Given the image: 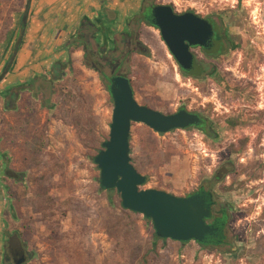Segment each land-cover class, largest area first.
<instances>
[{
  "label": "rangeland",
  "instance_id": "1",
  "mask_svg": "<svg viewBox=\"0 0 264 264\" xmlns=\"http://www.w3.org/2000/svg\"><path fill=\"white\" fill-rule=\"evenodd\" d=\"M143 2L173 5L180 11L231 12L235 4L234 0ZM250 2L245 10L258 8V26L264 32V0ZM140 38L142 47L127 63L139 103L166 112L181 107L201 110L206 102L220 108L215 93L181 73L158 29L143 28ZM72 62L73 69L56 85L61 94L53 97L63 103V115H51L32 101L31 112L6 118L0 176L6 165L17 177L0 184V255L5 230L21 229L35 254L31 264H94V258L97 264H218V258L205 254L196 241L157 240L150 219L124 209L116 190L110 196L101 188L93 158L110 135L114 110L110 83L81 57ZM260 80L263 87V77ZM260 101L264 103V92ZM130 142L132 163L147 176L141 189L187 196L221 163H233L230 178L224 181L229 189L225 198L239 212L232 214L230 223L264 224V127L207 141L194 130L159 134L133 123ZM240 144L245 146L240 151L219 150Z\"/></svg>",
  "mask_w": 264,
  "mask_h": 264
},
{
  "label": "flooded vegetation",
  "instance_id": "2",
  "mask_svg": "<svg viewBox=\"0 0 264 264\" xmlns=\"http://www.w3.org/2000/svg\"><path fill=\"white\" fill-rule=\"evenodd\" d=\"M250 1L234 0V10L231 12L222 8L180 11L172 5L176 14L193 12L212 25L213 34L205 45L190 46L194 55L192 69L183 70L172 56L184 76L189 80L200 81L204 89L215 93L220 108L206 102L202 103L201 110L181 107L179 110L166 112L147 103H139L166 115L187 110L200 116L199 124L171 132L194 130L202 134L203 139L210 141L220 139L229 132L236 135L240 132L247 134L258 126L264 127V103L260 101L264 86H259L263 83L260 78L264 79V32L258 26V8L251 12L245 10V5L251 7ZM156 5L168 4L148 5L142 0L139 9L122 20L113 18L105 21L102 17L82 20L57 46L56 53L63 54L41 76H32L2 94L6 106L11 104L10 108L14 113H21L17 104L26 93L29 95L25 107L27 111L31 112V107L37 103L51 114L54 110L51 105L53 97L61 94L60 91L57 92L56 85L63 82L73 69L71 54L75 52H79L82 63L94 69L110 84L116 76L128 77L136 98L127 63L142 47L140 35L143 28L154 27L159 30L152 22V9ZM243 147L245 146L241 144L226 145L219 150L233 152L240 151ZM232 165L233 163H221L211 178L201 181L187 195L199 194L206 199L211 211L207 223L215 228L212 235L197 243L205 254L218 258V264H264V224L230 223L235 212H239L225 198L229 189L224 186V181L227 177L230 178ZM9 170L5 165L3 175L0 176L1 183L6 178L16 179L17 175ZM3 238L0 264L32 263L35 254L29 249L21 229L5 230Z\"/></svg>",
  "mask_w": 264,
  "mask_h": 264
},
{
  "label": "water",
  "instance_id": "3",
  "mask_svg": "<svg viewBox=\"0 0 264 264\" xmlns=\"http://www.w3.org/2000/svg\"><path fill=\"white\" fill-rule=\"evenodd\" d=\"M32 0H27L17 39L10 57L0 74V82L12 67L23 43ZM152 22L183 70L189 71L194 64L191 45H205L213 34L209 21L193 12L176 14L172 5H156L152 9ZM109 90L114 101L109 138L94 156L100 170V186L116 190L126 210L142 214L150 219L155 233L162 239L177 242H203L215 228L207 223L211 215L206 199L199 195L177 196L165 190L141 189L147 176L141 174L132 163L131 129L133 123H142L159 134L176 129H186L200 122V116L187 110L166 115L139 104L128 77L119 75L111 80Z\"/></svg>",
  "mask_w": 264,
  "mask_h": 264
},
{
  "label": "crops",
  "instance_id": "4",
  "mask_svg": "<svg viewBox=\"0 0 264 264\" xmlns=\"http://www.w3.org/2000/svg\"><path fill=\"white\" fill-rule=\"evenodd\" d=\"M26 2L27 0H0V74L17 39ZM141 3L142 0H32L23 43L14 65L0 82V139L2 131L7 129L6 118L14 113L10 108L11 104L6 106L2 99L3 93L32 76H41L63 54L56 53L57 46L82 20L96 17H102L105 21L113 18L122 20L138 10ZM71 58L79 60V52L71 54ZM23 97L17 104L21 113L27 111L25 107L28 96L25 93ZM51 105L54 109L51 115H63V104L53 100ZM93 263L97 264L96 258Z\"/></svg>",
  "mask_w": 264,
  "mask_h": 264
},
{
  "label": "trees",
  "instance_id": "5",
  "mask_svg": "<svg viewBox=\"0 0 264 264\" xmlns=\"http://www.w3.org/2000/svg\"><path fill=\"white\" fill-rule=\"evenodd\" d=\"M151 25H153V24H151ZM13 65H14V64H13ZM9 171H10V173H13V174L17 175L15 172H13V171H11V170H9ZM102 189H103V188H102ZM108 192H109V195L112 196L113 190H109ZM154 237H155L157 240H162V241H167V240H168V239H162V238L158 237L156 234H154Z\"/></svg>",
  "mask_w": 264,
  "mask_h": 264
}]
</instances>
